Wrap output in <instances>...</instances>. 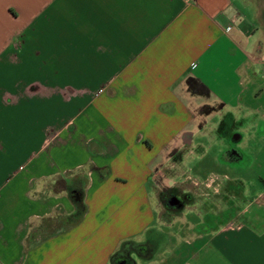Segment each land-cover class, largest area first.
I'll list each match as a JSON object with an SVG mask.
<instances>
[{
    "label": "crops",
    "instance_id": "1",
    "mask_svg": "<svg viewBox=\"0 0 264 264\" xmlns=\"http://www.w3.org/2000/svg\"><path fill=\"white\" fill-rule=\"evenodd\" d=\"M22 5L0 8V264H264V0Z\"/></svg>",
    "mask_w": 264,
    "mask_h": 264
},
{
    "label": "rangeland",
    "instance_id": "2",
    "mask_svg": "<svg viewBox=\"0 0 264 264\" xmlns=\"http://www.w3.org/2000/svg\"><path fill=\"white\" fill-rule=\"evenodd\" d=\"M6 3H9V4L11 3L12 6L18 11H20V9H22V7H23L22 0H0V8L3 4H6ZM219 141H221V140L216 139L214 142L209 141L208 144L214 143V145H217V147H214L211 149V151H209V153H208L209 157H214V156L222 157L223 156V151L226 149V147L229 146V142L227 141V139L222 140L221 143H219ZM219 150H221V151H219ZM243 155H244L245 159L249 160V164L251 165V167H254V165L256 164V162H258L260 160V158L264 159V154L262 156H257V152L255 150H252L251 148L243 149ZM191 166H189V167H191ZM255 167H257V166L255 165ZM203 170L207 172V168H206V170L202 169V171ZM253 170L255 172H257L255 169H253ZM195 173L196 172H193V174H195ZM250 183H252V182H249V184ZM257 184L260 185L259 183H257ZM254 189H256V187H254ZM170 195H171V193L161 197V202L166 209H169V210L173 211L174 213H179V211H181V209L183 208L184 203L188 201V197H186V196L182 197L181 196L182 198H180V197L174 196L173 194L170 197ZM172 197H173V199L175 198L177 200L176 205L170 204V201L172 199H169V198H172ZM179 198L182 199V201ZM244 198L245 199L239 200V202L237 204V209H241L246 205L245 200H247L248 197H244ZM179 202H181V206H178ZM232 213L230 211L224 212V213H222V215H220V217L216 216V220H221L223 222L227 219L228 215L229 214L232 215ZM194 215L195 214L192 213L189 215V217L191 219H194ZM67 223H69V221L66 222L63 215L57 214L51 220L43 221L38 226L32 227L31 228L32 229L31 233L33 234L32 237H35L36 229L40 230L38 236L43 237L44 235L51 233L54 228L59 227V226H65V225H67ZM124 251H135V252L139 251L140 253L144 252L143 250H139L134 244L127 243V245L123 246V248L114 256L115 259L113 258V260H116L118 258V256L123 255Z\"/></svg>",
    "mask_w": 264,
    "mask_h": 264
},
{
    "label": "water",
    "instance_id": "3",
    "mask_svg": "<svg viewBox=\"0 0 264 264\" xmlns=\"http://www.w3.org/2000/svg\"><path fill=\"white\" fill-rule=\"evenodd\" d=\"M171 205H176L177 204V200L174 198L172 201H170Z\"/></svg>",
    "mask_w": 264,
    "mask_h": 264
},
{
    "label": "flooded vegetation",
    "instance_id": "4",
    "mask_svg": "<svg viewBox=\"0 0 264 264\" xmlns=\"http://www.w3.org/2000/svg\"><path fill=\"white\" fill-rule=\"evenodd\" d=\"M171 196H172V194L170 195V197H171ZM180 198H182V197H180ZM180 198H179V199H180ZM169 199H172V200H173V197H172V198H169ZM172 200H171V201H172ZM180 200L182 201V199H180ZM178 206H181V202H179ZM178 206H177V207H178Z\"/></svg>",
    "mask_w": 264,
    "mask_h": 264
},
{
    "label": "trees",
    "instance_id": "5",
    "mask_svg": "<svg viewBox=\"0 0 264 264\" xmlns=\"http://www.w3.org/2000/svg\"><path fill=\"white\" fill-rule=\"evenodd\" d=\"M77 195H78V194H77ZM77 195H76V196H77ZM76 196H75V197H76ZM73 197H74V196H73ZM75 197H74V198H75ZM75 199H76V198H75ZM126 245H127V244H126ZM126 245L124 244L123 246H126Z\"/></svg>",
    "mask_w": 264,
    "mask_h": 264
}]
</instances>
